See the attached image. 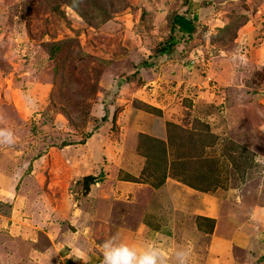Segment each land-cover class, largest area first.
<instances>
[{"label": "rangeland", "instance_id": "374dc122", "mask_svg": "<svg viewBox=\"0 0 264 264\" xmlns=\"http://www.w3.org/2000/svg\"><path fill=\"white\" fill-rule=\"evenodd\" d=\"M184 13L196 17L192 38L186 41V37L181 38L178 47L174 45L166 48L163 54L157 53L158 49L166 47L173 15ZM175 36L179 38L178 33ZM220 53L228 59L222 76L208 68L213 56ZM262 64L264 0H192L191 4L184 0H0V146L5 142H17L21 146L18 158L24 162L56 147V153L47 155L52 159L49 163L53 168H48L52 178L59 168L67 174L70 172L72 177L78 176L77 172L83 168L90 174L94 159L100 153L96 142L102 141L103 135V142L114 145L119 155L124 152L123 143L129 141L131 150L126 148V151L132 152L129 155L132 165L123 166L121 160L108 157L115 163L109 161L105 170L97 169L93 174L102 176L92 184L103 185L106 174L110 176L115 172L117 178L131 177L124 168L137 175L133 176L141 183V194L129 197L120 193L110 196L112 200H108L113 202L107 204L123 209L134 205L135 209L145 210L142 217L148 223V230L138 226L131 229L145 237L141 264H181L180 259L184 258L187 264H200L209 251L212 252L214 238L231 237L236 231L233 227L248 234V238L252 237L253 229L261 234L259 249L252 240V252L248 245L234 244L233 247L235 255L245 264H264V214L261 217L259 211L261 205L264 206V186L258 188L264 185V179L254 177L264 174V165L253 159L255 151L251 156L238 145L250 142L253 132L247 134V124L238 114L243 110L238 103L231 105L226 95L228 80L232 81L231 87L242 102L247 90H264ZM176 79L182 81L178 88L181 92L198 89L199 102H190L194 107L186 108L182 101L171 100L167 111L172 106L173 116L172 112L168 111L167 115L165 110L162 115L161 109L153 110L148 106L151 103L143 93L147 87L142 93L139 90L142 82H148V87L154 83L156 90L152 102L159 98L166 105L170 99L168 95L176 93L173 88ZM236 84L240 86H234ZM193 87L196 89L192 90ZM124 108L128 111L125 115L122 114ZM232 109L238 111L230 115ZM129 113L132 120L127 119ZM149 113L166 116L163 118L165 135L158 136V141L143 138L140 132L135 142L130 130L128 135L120 129L123 121L137 118L144 121L140 126L144 129L149 121L141 114ZM8 135L11 137L7 139ZM66 144L75 148L64 152L61 147ZM263 154L264 149L258 152V157ZM119 155L116 157H122ZM69 158L78 166H64ZM3 162L6 160L0 163ZM30 169L31 164L24 174ZM32 175L38 180L37 171ZM83 176L72 178L66 189L68 197L75 202L73 205L82 202L85 208L88 204L83 203L82 196L92 184L87 187ZM167 176L172 179L165 180ZM53 180L50 187H57L62 195L63 188ZM166 181L177 186L176 191L171 189L178 195L174 196L175 201L181 196L178 190L187 188L189 191L185 193L191 195L210 193L218 187L231 191V201L224 195L220 197V205L209 208V214L198 215L191 210L185 217H179V210L184 213L188 210H184L187 203L180 201L181 204L177 202L176 209L168 214L167 205L156 203L159 197H164L162 185ZM31 183L37 194L27 196L32 204L41 191L48 192L49 188L43 180ZM3 184L6 186L5 182ZM4 185L0 183V234L7 238L19 219L27 218L29 225L26 222L25 225L32 228L29 217L33 214L28 213L26 206L21 207V202L6 201L11 193L8 189L12 190L14 185L8 184L7 189H3ZM147 185L154 189L157 198L148 199ZM238 185L241 188L235 189ZM152 204L156 207L155 213L149 210ZM95 207L93 202L91 209ZM120 214L111 217L118 218ZM122 216L131 225L141 214L127 211ZM92 229L76 230L80 234L76 235L78 238L90 236L94 246L89 249L83 241L73 248H58L57 253L62 259L67 257V261L57 264H92L95 261L131 264L130 251L122 245L119 254L118 248L112 249L115 246L110 245L114 239L108 242L102 232L93 233ZM28 233L26 235L30 236ZM111 233L114 237V230ZM3 237L0 236V264L31 263L24 256L9 255L4 250ZM27 246L23 244L18 249L31 258L32 250ZM82 250L84 253L80 255ZM259 255L262 256L255 262Z\"/></svg>", "mask_w": 264, "mask_h": 264}, {"label": "crops", "instance_id": "0c3cea01", "mask_svg": "<svg viewBox=\"0 0 264 264\" xmlns=\"http://www.w3.org/2000/svg\"><path fill=\"white\" fill-rule=\"evenodd\" d=\"M221 54L222 53L215 54L212 58L210 67H208L210 70L215 69V72L218 74V76L219 75L222 76V74L225 73L223 69H224V65L226 64L228 60L227 58H225L226 56H221ZM170 76L174 78V74H171ZM228 81H229V86H228L229 88L228 90H226L227 91L226 95L229 96V98L227 99V101L229 100V103H231V105H235L238 103V106L243 110V111H238V109H232L230 115H233L234 111H238L239 116H242V119L247 124V130H249L247 134H249L250 132H253V133H250L252 136V140L250 142L244 141V142L238 143V145H240L241 148H245L247 151H249L251 156L255 151V154H253V157H254L253 159H255L258 162H261L260 164L264 165V154L259 155L258 157V152L260 153V150L264 149V143L262 144L263 139H264V92H263L264 90H261L259 88L258 90L254 88L252 89L253 91L247 90V93H243L244 94L243 97L245 98V101L242 102L240 96H237L231 87L232 81L231 80H228ZM174 83H175V86L171 84V87L173 86L176 93L168 95L170 99L167 100L166 105L163 104L159 98H155V102H152L154 99V93L156 90L154 89L155 88L154 83L152 86L150 85V87H148L149 86L148 82H144V83L142 82L141 84L142 87L139 88V90L142 93L143 88L145 89V87H147V90L145 92L143 91V93L146 94L147 96V101L151 103L152 107H155L159 110L161 109L160 111L162 115L164 114L165 110H166L165 114L167 115H168V111L169 113L172 111L174 112L172 106H170L167 111L168 103L171 100L175 102H178L179 100L182 101V103L185 104L186 108H189V105H191L190 102L192 103L199 102L197 100H199L200 96L198 93H196L198 89L193 87L191 89L192 90L196 89V91L191 90L192 92H189V89L188 90L184 89V91L181 92L179 91L178 88L181 86L180 83H182V81L180 82V80L177 81L176 79ZM234 86L239 87L240 85L236 84ZM159 101L161 102V104L159 103ZM191 106L194 107L195 104H192ZM127 112L128 111L126 108L122 110V114L124 115L127 114ZM173 112L171 113V115L174 116L175 114ZM141 115L143 116V118L149 121V124L145 126L144 129L140 128L141 122H143L144 124V121L138 118L131 122L129 120H125L123 121V125L120 127V129H123L125 133H128V135H130L129 134V130H130V133L133 137L132 141L137 142L138 136L136 137V135L140 132L157 137V138L158 136L162 138V136L165 135V124H164L165 120L163 121V118L166 116L161 117L155 114L151 115L150 113L146 115H143V114ZM19 116H22V114L20 113ZM243 116H245V118H243ZM131 117H132L131 113H129V117L127 119L130 118V120H132ZM131 127H135V128L133 129ZM219 128L217 129V131L219 130ZM10 137L11 135H8L7 139ZM104 139L105 137L103 135V140ZM103 140L96 142L97 148L100 149V153H99V157L94 159V162H93L94 164L91 163L93 164L94 168H92V170L90 171V174L96 173V171L98 170H102V169L105 170L106 169L105 167H107L106 162H109L110 161L109 158L111 157L117 160H121L123 166L124 164L132 165V161H131L132 159H130V156H129L131 155L132 152L126 151V148L127 150H131V146H128V144L130 145L129 141L128 142L125 141L123 143L125 146L124 152H121V154L119 155L120 152H118L116 148H114V145H108L107 143L103 142ZM256 140L261 141V143H258ZM84 145L87 146L86 143H84ZM20 147H21L20 144L18 145L17 142H12L11 144H8V142H5L0 146V162L3 159L6 160V162L0 163V183L4 185L3 183L5 182L6 186H8V184L14 185L12 190L8 189V191H10L11 193H10V198H8V200L6 201H8L9 203L18 201L19 203L20 202L22 203L21 207L26 206L25 209H28V213L34 215V216L32 215L31 217H29L30 222L32 223L33 227L28 228L25 225L27 218L25 219L21 218L22 220L19 219V221H16L17 223L14 225V228L12 231L13 233L11 235H9L7 238H4L3 235L0 234V236H2L3 239H5V242L3 243V247H5L4 248L5 251L9 252V255L13 253V256H17V257L24 256V258L26 257L25 258L26 260H29L31 262L30 264H57L61 262V260L67 261V257L65 259H62V257H60L61 255L57 253L58 248H62L64 246H71L73 248V246H77L78 244L84 241L86 243L87 248L90 249V247L94 246V243L92 242L93 238H91L90 236L87 237L83 235H81V238H78V235L80 234H78L76 230H79V229L86 230V228L87 229L93 228L92 229L93 233L96 230H98L100 234L102 232V235L104 239H106V241L111 242L112 239H114V241H112L110 245L115 246V247H112V249L118 248L117 250H119V254H121V249L119 248L122 245L124 246V248H126L127 251H130V253L132 254V255L130 254V259H132L131 264H141L142 263L141 252L143 248L142 245L145 244V241H144L145 237L141 235L139 236L137 232H134L131 229L138 226L139 228L143 227L145 230H148V227H149L147 225L148 223L142 217V215H145V212H144L145 210L144 209L141 210V207H139V209H135L134 205H132L131 207H128L127 209H123V208H114L112 205L107 204V202L109 201L108 199L112 200V198H109L110 196L116 197L117 195H120V193H124L125 195L128 194L129 197L133 195L137 196L138 194H141L142 192V189L140 188L141 183L139 181H134V180L132 181V178H131L137 175L132 174L129 171H126L125 168L123 170L126 172L127 175L130 174L131 177L117 178L118 177L117 172L113 173L110 176L106 174V178L103 180L105 183L103 185L92 184L89 187L88 191L85 193V196H82L84 199L83 203L86 202L88 206L84 208L82 202H79L80 204H76L74 206L73 204L75 202L73 199H70L68 197L69 194L67 192L66 186L68 183L69 184L71 183L70 180L72 178H79L80 174L85 175L89 173H86L87 171H84V168H83L81 171L77 172L78 176L73 175L72 177L70 172L69 174H67L66 170H62V168H59V170L58 169L55 170L56 172L55 177L51 178L49 177L51 170H48V168L49 167L51 168L53 166L52 164L49 163L50 161H52V159L49 160L47 155L51 153H56V147H51L48 152L43 153L42 155H39L36 158H33L32 160H25V162H24V159L18 158L20 156L19 155ZM74 148H75L74 146L69 145V144H66L65 146L61 147V149H63L64 152H67V150H73ZM6 155L8 156L5 157ZM118 155L122 157H116ZM257 158H261V159H257ZM113 160H111L110 162L114 164L115 162H113ZM56 162L58 163V161ZM29 164H31L32 169H30L27 174H24L25 172H27ZM61 164L62 163H59V166H62ZM66 165L70 167L78 166L75 160L70 159V158H69V162L65 163L64 166ZM102 165H105L104 168H102ZM40 168H42V171L40 170ZM118 170L119 169H117L116 171ZM35 171H37L38 180H35L33 178L32 173ZM62 171H65V173L63 174ZM167 177H166L167 179L165 180L172 179V178L170 179L169 176ZM254 177H258L259 179L262 180L264 179V174H259V175L257 174ZM53 178L56 179V181L59 182L57 184L63 188L62 195L59 193L56 185H55L56 187L55 189H52L53 186L50 187L51 185L50 183L54 181ZM46 179H48L49 181L48 183ZM41 180L47 183V188H49L48 192L47 190L46 192L41 191V195L38 194L37 196V201H34L31 204L30 202L32 199H28V197L30 198V195L32 197L37 195L35 194L36 189L33 186L34 183L32 184L31 182H40ZM38 184H41V183H38ZM6 186L3 189H7ZM162 186H163L164 197L162 199H160L159 197L156 203L161 202L162 204L167 205L166 208H167L168 214H170L173 211V209H176L175 204H177V202H179V204H181L180 201L187 203L185 204L186 207L184 208V210H187V208L188 210L185 211V213L182 210H179L180 212V215L178 214L179 217H182V216L185 217L187 212L189 213L191 210L196 211L198 215H201V213L209 214L207 212L209 211V208H211L212 206L217 207V205H220V202H221L220 197H223L224 195L226 199L228 197V199H230L231 201V196L229 195L231 191L226 190L227 188L225 189L224 187H218L217 189H215V191H210V193L196 191L197 193L194 192L191 195L190 193L189 194L187 193L188 195L185 193V190H188L187 188L183 191L178 190L179 194L182 197L179 196L178 198L179 200L177 199L175 201L174 196L177 194L176 192L173 194L172 193L173 191L171 192V189L176 191L177 186L168 181H166L165 184ZM262 186L264 185L261 184L259 185L258 188ZM239 188H241L239 185L235 187V189H239ZM145 190H149L150 197L148 199L153 198V197L157 198L156 193L153 194L154 189L150 185H147V189ZM227 192L229 193L227 194ZM250 193H251V190H250ZM232 195H233V192H232ZM254 196L257 197L256 195ZM47 198L50 202H47L46 200ZM189 199H192V200L190 201ZM93 202H95L96 204L95 209L93 208L91 209V204ZM109 202H113V201H109ZM155 208L156 207H154V204H152V207H150L149 210L155 213ZM127 211L130 213H134V214L135 213L141 214V217L134 219L135 222L134 224H131L132 226L128 224V221L124 220L125 217L122 216ZM259 211H260L261 217H263V214H264L263 205H261V207L259 208ZM115 213L116 214L121 213V214L118 216V218H114L113 216L111 217V215ZM12 224L13 222L10 225ZM26 224L29 225V223L27 222ZM182 225H185V223H183ZM66 228L68 229L67 231H66ZM233 228L236 231H234L233 235L231 234V237L222 238V236H216L214 238L215 241L214 242L212 241L213 242L212 244L213 253L210 250L209 255H207L204 261L201 262L200 264H245L242 261V258L239 259V257L235 255L234 244L240 247L247 246V245L250 246L251 240H252L258 246V249H259V246L262 244V241L260 239L261 234H259V232L258 234L257 232L255 233L254 230L256 229H253L252 237L248 238L247 236L248 234L242 233L241 230L235 227ZM28 229L29 231H27ZM112 230H114L115 232L113 233L114 237H111ZM190 231H193V230L190 229ZM27 232H29L28 234H31V235L30 236L26 235ZM147 232L148 231H146L145 233ZM157 234H160V233H157ZM12 235L14 238H12ZM76 237L77 239H75ZM23 244L28 245L27 247H29L30 250H32L29 256L31 258H34V260L22 254L21 250L18 249V248H21ZM138 247H141V248L138 249ZM248 248L252 252L253 250L252 246ZM82 253H84V250L81 251L80 255H82ZM245 255L246 254L244 252V257ZM261 256L262 255H259V257L255 260V262L258 259H260ZM85 258H88V257H83V259ZM96 259L97 258L92 259V262ZM34 261H37V263H35ZM180 261H181V264L188 263V260L185 258L180 259ZM128 262H130V260Z\"/></svg>", "mask_w": 264, "mask_h": 264}, {"label": "trees", "instance_id": "16d2710c", "mask_svg": "<svg viewBox=\"0 0 264 264\" xmlns=\"http://www.w3.org/2000/svg\"><path fill=\"white\" fill-rule=\"evenodd\" d=\"M184 2H187L188 4L192 3V0H184ZM195 11V10H194ZM189 13H184V14H175L172 17L171 20V24H170V35L166 41V47H162L160 49L157 50V53L159 54H163L165 53V51L167 50L166 48H171L172 46H176L179 43V40L181 38H185L186 40H190V38H192L194 31L196 30V25H195V21H196V17L191 16L188 17ZM175 33L179 34V38L175 36ZM178 47V46H176ZM146 62V61H145ZM145 62H143L142 64H144ZM150 106L153 110L156 109L155 107ZM143 138H148L150 140H154V141H158L157 137L148 135V134H144L141 133ZM102 171H99V173ZM98 174V173H97ZM87 174L84 175L82 177L83 183L89 187L90 184L98 182L101 179L100 174ZM103 174V173H102ZM132 180L137 181V179H135V177H131ZM165 178V177H164ZM164 181V179L162 180V182Z\"/></svg>", "mask_w": 264, "mask_h": 264}, {"label": "built area", "instance_id": "2783aa9c", "mask_svg": "<svg viewBox=\"0 0 264 264\" xmlns=\"http://www.w3.org/2000/svg\"><path fill=\"white\" fill-rule=\"evenodd\" d=\"M92 264H101V262L100 261H95Z\"/></svg>", "mask_w": 264, "mask_h": 264}]
</instances>
